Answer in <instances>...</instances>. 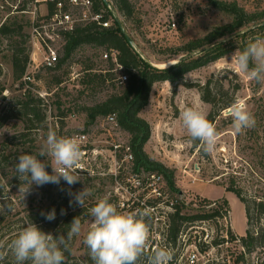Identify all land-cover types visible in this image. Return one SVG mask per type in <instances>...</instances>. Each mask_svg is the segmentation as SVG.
I'll return each instance as SVG.
<instances>
[{
	"label": "rangeland",
	"instance_id": "obj_1",
	"mask_svg": "<svg viewBox=\"0 0 264 264\" xmlns=\"http://www.w3.org/2000/svg\"><path fill=\"white\" fill-rule=\"evenodd\" d=\"M109 1L113 3L112 0ZM131 1L136 7V15L125 20L114 7L116 17L136 42L142 55L155 64L164 63L158 61L187 41L204 37L214 27L232 20V16L217 8L211 0ZM222 1L229 3L237 1L249 13L264 11V0ZM112 5L115 6L114 3ZM29 16L12 15L4 24L12 25L17 22L23 25V33L27 35L23 46L32 57L27 68L30 79L14 78L12 65L14 42L22 40V37L17 34L4 35L0 32V88H3L0 94V264H15L9 248L11 241L27 224L38 222L42 212L48 213L53 209L56 218L53 221L47 220L52 230L58 229L60 225L58 219L62 209L65 213L73 211L79 213L77 217L81 220L82 231L69 245L71 256L67 264H88L89 249L83 242L91 223L88 209L104 196H108L110 201L116 204L127 197L123 195V190L119 189L125 181L124 174L120 175L122 179L115 178V173H119L116 158H122L120 156H123V150H115L114 145L128 143L129 134L101 116L93 124L88 125L87 115L81 109L84 105H93L103 100L114 91L111 84H107L101 91L84 95L79 92L81 85L78 79L82 64L88 58L94 57L100 68H107L108 58L104 56L107 51L86 45L80 48L62 69L47 68L43 63L44 49L36 50L35 59L33 58L34 47L30 37ZM0 21H3L1 16ZM173 22L175 26L172 25ZM254 24L250 23L242 30ZM253 30L256 33L248 34L238 44L243 43L247 46L257 38H264V27H257L244 33ZM53 48L56 52L60 49L59 45H54ZM237 49L239 48L188 72L177 83L157 82L153 86L148 105L140 113L151 126V136L145 149L153 159L162 162L173 171V179L178 190L172 191L164 178L165 188L171 197H179L180 204L183 203L181 204L183 212L187 214L204 212L206 211L204 204L213 201H217L219 206H223L224 201L228 203L227 212L230 214L228 218L231 223L227 227L223 218L222 222H216L214 235L218 242L210 249L202 245L198 264H264V245H258L254 252L245 256L244 260L237 259L244 249L239 238L247 232L248 218L245 204L235 192L229 190V187L241 189L243 196L249 201L254 214L250 229L255 234L258 232L262 234L264 231V214L259 215L253 204L255 200H264V83L250 81L230 62ZM185 55L187 54L181 57ZM113 71L118 79L120 69ZM56 73L63 74L65 78L59 87L54 84L52 78ZM208 81L213 104L202 99L200 90ZM116 85L120 84L117 82ZM29 92L36 98L43 99L40 104L42 119L34 116L31 121L20 105ZM237 97L247 103L256 118L255 127L241 134L234 132L231 117L227 115L228 108L219 109L225 102ZM185 106H196L207 116L214 111L216 115L214 125L219 136L215 151L211 154H205L199 147V142L193 145L185 143L186 136L179 120L180 111ZM61 110L65 111L64 116H61ZM49 129L55 130L58 136L65 137L83 131L88 132L91 148L89 160L95 169V175H79L81 181L71 186L63 179L59 184L47 183L42 186L33 184L23 198V192L19 191L20 180L16 177L15 171L18 156L38 155ZM123 166L130 167L131 163L124 162ZM46 170L51 173L50 164L46 166ZM27 186L23 184V187ZM84 187L90 193L86 197L84 208L75 203L70 206L69 202L73 200V196L69 192L74 194ZM58 192L61 193L59 196ZM59 201L62 208H58ZM130 208L120 210L136 211L135 206ZM221 209L226 211L224 208ZM230 230L238 239L232 240L231 233L228 232ZM187 231L190 236L189 242L198 240L200 229ZM169 250L173 254V264L184 260L186 249H180L178 245L175 249ZM137 264L143 263L140 261Z\"/></svg>",
	"mask_w": 264,
	"mask_h": 264
},
{
	"label": "trees",
	"instance_id": "obj_2",
	"mask_svg": "<svg viewBox=\"0 0 264 264\" xmlns=\"http://www.w3.org/2000/svg\"><path fill=\"white\" fill-rule=\"evenodd\" d=\"M118 13H120L125 20H129L136 15V7L131 0H112ZM212 3L219 9L232 16V20L220 26L214 27L204 37L191 39L184 43L181 47L174 49L164 59L158 62H169L173 59L181 57L183 54H189L199 50L194 55L181 59L178 63L169 67H157L147 61L141 51L136 50L128 41L124 33V27L120 20L109 11L106 17L112 18V24L109 27H102L96 24H87L78 27L75 31L68 34L66 42L59 49V59L54 70L62 69L74 57L75 53L82 47L89 45L95 49H105L107 51L108 59L107 68H100L98 63L94 61V57L88 58L82 64L83 68L79 75L78 82L81 85L80 94L84 95L94 91H101L107 84H111L114 91L109 93L103 100H100L93 105H84L81 109L87 115V124H93L100 116L107 117L109 114L115 113L119 127L129 134V144L134 156V167L137 171H154L164 176L168 186L172 191H177L176 183L173 179V171L165 164L153 159L146 151L145 146L151 136L150 123L144 119L140 113L150 100L154 84L162 81H170L177 83L184 78V76L199 67L205 66L217 59L221 58L231 50L239 48L243 50L246 45H239L238 42L244 39L248 34L256 33L254 30L248 33L240 34L230 40H223L224 38L242 30L250 23H256L264 20V11L259 13H249L245 8L240 6L237 1L226 2L222 0H211ZM98 7H107L103 0H96ZM260 26L259 28H263ZM0 32L4 35L17 34L22 37V40L14 42L12 65L14 71V78L16 80L24 78L27 74V68L30 64V52L26 51L23 46L27 35L23 33V25L14 22L12 25L4 24L0 27ZM29 37V36H28ZM218 42V43H217ZM215 44L209 49L205 47ZM115 51V57L111 56V52ZM184 57V56H183ZM52 69V70H53ZM120 69L121 74L127 76L125 83L116 85V75L113 70ZM119 74V75H121ZM54 84L59 87L64 83L65 78L63 74L56 73L53 75ZM202 99L205 102L214 103L210 92V81L200 87ZM3 88H0V94ZM42 98H36L30 92L25 100L20 102L24 113L29 116L31 121L33 117L42 119L40 104ZM234 99L225 102L220 110L227 109ZM65 115V111L61 110V116ZM216 115L214 111L207 116L210 122L214 124ZM62 120V119H61ZM63 190V189H62ZM230 191L236 193L240 200L245 204L248 228L244 236H241L240 244L244 249L237 256L238 260H244L247 254L254 252L258 245H264V231L262 234L258 232L255 234L250 226L254 220L251 205L249 201L243 196L241 189L233 186L229 187ZM61 193L58 192L59 196ZM57 199V198H56ZM59 199V198H58ZM57 201H54V203ZM58 204V208H62V203ZM183 204V203H181ZM180 203L176 205L175 210L170 213V236L174 244L177 242L178 235L183 226L197 219L207 218L221 213L220 209L227 208V201L223 202V206L214 208L213 211H205L196 214H187L183 212V206ZM258 214H264V200L253 201ZM95 205V204H94ZM226 206V208H225ZM50 208V207H49ZM79 215L78 212H69L60 216L58 222L60 223L58 229L52 230L49 222L44 216L40 215L37 226L44 230L45 233H51L54 236L64 233L70 227L72 220ZM146 222L152 226L153 222L151 216L146 218ZM232 240L238 239L230 230ZM217 242V240H216ZM64 263L67 264L70 252H65ZM152 255L151 252H145L138 262L143 264L148 263V257ZM88 264H93L90 255L87 257ZM173 258L170 263H172ZM178 264V263H176Z\"/></svg>",
	"mask_w": 264,
	"mask_h": 264
},
{
	"label": "clouds",
	"instance_id": "obj_3",
	"mask_svg": "<svg viewBox=\"0 0 264 264\" xmlns=\"http://www.w3.org/2000/svg\"><path fill=\"white\" fill-rule=\"evenodd\" d=\"M230 62L250 81L264 83V38L255 39L243 50L237 49ZM227 115L231 117L236 134L256 125V118L247 103L238 97L228 107ZM179 120L186 136V144L199 142V147L205 154L215 151L219 133L204 111L196 106H185L180 111ZM82 155L77 138L58 136L55 130L49 129L38 155L18 156L15 171L20 180L19 191L23 192V198L33 184H59L63 179L71 186L81 181L78 172L83 170ZM48 164L51 165V173L46 170ZM23 184L28 186L25 188ZM69 194L73 196L70 206L75 203L82 208L86 197L90 195L86 187ZM64 214L62 209L61 215ZM41 215L48 221L56 218L55 209L48 213L42 212ZM88 215L91 223L83 242L89 249L93 264H137L144 256L150 239V226L146 222L149 214L146 211H121L116 203L104 196L88 209ZM69 225L66 234L54 236L45 233L33 222L27 224L9 244L15 264H64L65 252L70 250L71 241L82 231L79 217H75ZM172 255L166 247L157 248L148 257V264H169Z\"/></svg>",
	"mask_w": 264,
	"mask_h": 264
},
{
	"label": "built area",
	"instance_id": "obj_4",
	"mask_svg": "<svg viewBox=\"0 0 264 264\" xmlns=\"http://www.w3.org/2000/svg\"><path fill=\"white\" fill-rule=\"evenodd\" d=\"M112 4L110 2V4H106L107 7H98L96 0H0V16L3 20L2 22L0 21V27L12 15H30L29 27L31 43L34 47L33 58L36 50L42 51L44 49V66L53 68L59 59V50L56 52L53 48L54 45H59L61 48L66 42L67 35L80 26L87 24H96L102 27L111 26L112 18L106 17V14L111 11L116 16L115 6ZM172 25L175 26V22ZM110 54L115 57L116 52L112 51ZM108 55L107 52L104 54L106 58ZM28 79H30V75L26 74L24 80ZM125 81H127V76L125 74L119 75L117 82L123 84ZM106 120L119 127L115 113L109 114ZM68 137L77 138L81 145L83 170L78 172V175L94 176L95 169L89 160L91 148L89 146L88 132L83 131ZM114 148L115 150H123V156H120L122 158H116L119 173H115V178L122 179L120 175L124 174L123 178L125 181L120 185L119 189H122L123 195L127 196L126 199H121L117 205L122 210L130 207L132 209L135 206V212L146 211L153 222L152 226L149 225L150 239L146 252L153 253L160 247L175 249V246L178 247L180 245V249H186V252L184 253V260L178 264H198L200 249H203L202 245L206 249H210L214 246L213 244L216 245L218 242L214 235L216 222H222L221 219L223 218L226 220L225 225L228 227L231 223L228 218L230 214H228L226 209H224L226 210L225 212L220 209L221 213L219 215L197 219L192 221L194 223L188 222L181 229L177 242L174 244L170 236V213L180 203L179 197H171L169 195L165 188V180L162 174L154 171H137L135 169L134 156L129 143L124 145L117 143ZM92 152L94 153V150ZM124 162L131 163V166H123ZM203 207L206 211H213L214 208L218 207V204L213 201L209 204L205 203ZM194 228L200 229L198 240L195 239L193 242H189L190 236H188L189 231L187 230ZM170 262L169 264H173Z\"/></svg>",
	"mask_w": 264,
	"mask_h": 264
},
{
	"label": "water",
	"instance_id": "obj_5",
	"mask_svg": "<svg viewBox=\"0 0 264 264\" xmlns=\"http://www.w3.org/2000/svg\"><path fill=\"white\" fill-rule=\"evenodd\" d=\"M103 1H104L106 4H110V2H109L108 0H103ZM114 11H115V9H114ZM115 12H116V11H115ZM260 26H264V20H262V21H260V22H257V23H255L254 25H252V26H250V27H248V28H246V29H244V30L238 31V32H236V33H234V34H232V35L226 37L224 40H230V39H232V38H234V37H236V36H238V35H240V34L246 32V31H248V30H251V29H254V28H257V27H260ZM123 29H124V28H123ZM124 33H125V35L127 36L128 41L130 42V44H131L136 50L139 51V47H138V45H137L136 42L130 37V35L126 32L125 29H124ZM217 43H218V42H217ZM217 43H214V44L208 45V46H206L205 48H206V49H209V48H211L212 46H214V45L217 44ZM194 54H195L194 52H191V53L185 55L184 57H181V58L178 59V60H175V61H173V62H170L169 66H171V65H173V64H176V63H178L181 59L188 58V57H190V56H192V55H194ZM143 57H144L147 61H149L151 64H153V65H155V66H157V67H161V66H159L158 64H155V63L151 62L150 60H148L145 56H143ZM169 66H168V67H169Z\"/></svg>",
	"mask_w": 264,
	"mask_h": 264
},
{
	"label": "bare ground",
	"instance_id": "obj_6",
	"mask_svg": "<svg viewBox=\"0 0 264 264\" xmlns=\"http://www.w3.org/2000/svg\"><path fill=\"white\" fill-rule=\"evenodd\" d=\"M170 64V62H166V63H162V64H158L161 67H168Z\"/></svg>",
	"mask_w": 264,
	"mask_h": 264
},
{
	"label": "flooded vegetation",
	"instance_id": "obj_7",
	"mask_svg": "<svg viewBox=\"0 0 264 264\" xmlns=\"http://www.w3.org/2000/svg\"><path fill=\"white\" fill-rule=\"evenodd\" d=\"M216 203H217V201H215ZM218 204V203H217ZM218 207H219V205H218Z\"/></svg>",
	"mask_w": 264,
	"mask_h": 264
}]
</instances>
